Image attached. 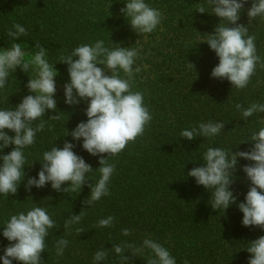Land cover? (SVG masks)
<instances>
[{
    "label": "trees",
    "instance_id": "16d2710c",
    "mask_svg": "<svg viewBox=\"0 0 264 264\" xmlns=\"http://www.w3.org/2000/svg\"><path fill=\"white\" fill-rule=\"evenodd\" d=\"M124 2L0 0V51L20 43L27 59L38 51L39 43L47 50L49 62L56 63L55 80L60 90L54 96L60 118L47 120L57 114L48 110L45 129L37 132L34 145L23 150L26 175L17 193L7 198L0 194V257L10 244L3 236L6 222L12 215L26 214L39 206L45 208L56 223V228L46 237L42 264H97L94 255L102 248L107 249L108 257L99 264H147L152 258L148 249L137 252L126 248L124 255L128 260H123L112 247L129 243L140 248L146 238L166 247L177 264H183L185 259L189 264H248L249 242L264 236V230L242 225L243 213L237 206L244 202L250 186L242 168L251 162L238 159L230 188L237 202L225 212L212 209L211 193L197 185L188 172L203 166L204 153L209 147H219L229 153L250 150L252 144L242 142L264 127V113H255L244 120L234 105L240 103L247 108L254 102L264 103V68L257 65L249 85L239 91L232 88L228 80L211 77L219 59L204 41L208 34L214 33L220 19L211 14L207 0H145L161 11L164 19L153 33L140 35L131 29L120 12L125 7ZM199 4H204L209 13L196 12ZM250 7L251 0L244 5L238 23L248 25ZM16 23L24 26L28 35L14 41L6 33ZM248 27L249 34L256 37L257 54L264 59V18L257 17ZM97 40L105 41L109 47L113 42L139 51L140 57L133 68L138 67L140 71L135 74L133 91L144 94L145 106L153 119L142 137L129 143L118 156L108 158L116 167L109 183L110 195L88 207L83 202L90 196L89 185L100 178L96 170L100 167V157L84 150L82 140L64 136L79 122L87 121V102L73 106L65 103L63 85L69 83L70 78L68 65L59 61L76 47L91 45ZM189 63L194 68L188 67ZM34 76L32 68L28 73L17 68L5 89H0V110L13 109L26 95L32 94L26 85L29 77ZM209 121L225 123L219 135L198 136L191 141L180 137L182 130ZM36 123L39 120L34 122V127ZM65 141L75 144L73 151L91 165L93 171L87 174L88 183L82 186L80 193L58 192L50 183L27 190V179L38 178L43 152L53 146L62 148ZM13 147L5 148L0 156ZM68 186L66 183L61 187ZM82 210L81 222L65 230L64 221ZM108 216L116 218L113 226L98 227V221ZM78 227L84 232L77 233ZM125 228L130 230V235L122 234ZM59 238L69 241L62 257L55 252ZM13 264L20 262L13 260Z\"/></svg>",
    "mask_w": 264,
    "mask_h": 264
},
{
    "label": "clouds",
    "instance_id": "9594fccd",
    "mask_svg": "<svg viewBox=\"0 0 264 264\" xmlns=\"http://www.w3.org/2000/svg\"><path fill=\"white\" fill-rule=\"evenodd\" d=\"M249 0H207L211 14L220 19L213 34H208L206 42L215 52L219 63L212 69L211 77L228 80L232 88L245 89L256 74L257 65L264 68V59L257 54L256 37L249 34V25L257 17L264 18V0H251L247 9L248 25L238 23L241 12ZM125 7L120 9L131 29L140 34L153 33L164 19L163 13L151 7L145 0H125ZM196 12L209 13L204 4H199ZM7 36L14 41L21 36H27V29L21 24H13L7 30ZM113 46L105 45V41L97 40L94 44H82L76 47L70 55L62 56L59 62L68 65L69 83L63 85L65 103L73 106L81 101L87 102L85 114L87 121H81L70 133L73 140L81 141L82 148L92 156H99L100 167L96 170L100 178L91 188L90 196L83 203L88 207L110 195L109 183L116 170L115 164L109 162V157L118 156L129 143H135L142 137L153 119L144 103V94L133 91L135 74L140 71L133 68L140 53L133 47H121L111 42ZM38 51L26 59V53L20 43H13L10 49L0 51V89H5L9 77L20 68L28 73L32 68L34 78L29 77L26 85L32 94L26 95L13 109L0 110V152L10 145L12 150L0 156V194L6 198L15 195L19 185L25 178L24 168L26 156L24 149L35 144L37 132L45 129V114L48 110L57 112V102L54 96L57 92L55 78L58 72L47 58V50L37 43ZM103 65L104 67H98ZM188 67L194 68L189 63ZM121 72L124 76H121ZM110 73V74H108ZM244 120L255 113H264V103L254 102L247 108L240 103L234 105ZM59 112L47 120H58ZM39 123L33 126L34 122ZM223 122L199 123L190 130L184 129L180 137L189 141L196 137H214L224 129ZM6 130L14 135H8ZM251 143L248 151L235 153L219 147H209L204 153L203 166L194 167L188 176L195 178L197 185L203 186L211 193L210 205L214 211L225 212L231 204L237 202V197L230 190L234 182V172L238 159L251 163L242 168L250 181L249 190L244 202L238 203V209L243 213L242 225L264 230V127L254 132L242 143ZM241 144V143H240ZM75 144L65 141L63 147L53 146L43 152V162L38 178L29 177L25 185L27 190L32 186L43 188L48 183L52 189L60 192H78L88 183L87 174L93 169L90 164L77 155L73 149ZM104 154H107L106 157ZM32 165V164H31ZM70 182V183H69ZM68 183V187L61 186ZM83 210L78 215H71L64 221L65 230L79 224L83 219ZM116 218L108 216L100 219V228L112 227ZM56 228L55 221L43 207L12 215L3 228V236L10 242L0 257L3 264H42L41 254L45 252L46 237L50 230ZM83 233L82 228L75 229ZM122 234L130 235V230L122 229ZM69 241L59 238L55 244L58 257L64 255ZM114 252L123 260L125 249L141 252L150 250L152 258L147 264H177L175 257L159 242L146 238L140 248L134 244L124 243L112 246ZM246 251L251 254L248 264H264V236L249 242ZM108 251L105 248L96 251L94 261L106 260ZM183 264H189L185 259Z\"/></svg>",
    "mask_w": 264,
    "mask_h": 264
},
{
    "label": "rangeland",
    "instance_id": "374dc122",
    "mask_svg": "<svg viewBox=\"0 0 264 264\" xmlns=\"http://www.w3.org/2000/svg\"><path fill=\"white\" fill-rule=\"evenodd\" d=\"M59 87H58V85H57V92H56V94H55V96L57 95V93H59Z\"/></svg>",
    "mask_w": 264,
    "mask_h": 264
}]
</instances>
